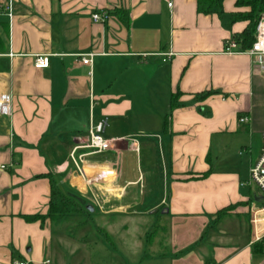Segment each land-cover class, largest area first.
Listing matches in <instances>:
<instances>
[{
    "label": "crops",
    "instance_id": "0c3cea01",
    "mask_svg": "<svg viewBox=\"0 0 264 264\" xmlns=\"http://www.w3.org/2000/svg\"><path fill=\"white\" fill-rule=\"evenodd\" d=\"M9 1L0 0V95L11 96L10 116L0 113V264H103L97 257L107 256L127 264L114 257L115 248L80 233L83 218L94 214L79 215L82 229L58 233L50 219L41 226L21 217L48 213L51 185L40 177L48 172L69 194L90 196L99 215L95 235L110 239L113 230L127 233L126 221L152 216L148 246L165 250L135 264H264L250 243L248 205L217 215L257 193L245 184L257 160L248 173L213 166L226 136L254 122L255 89L264 76L251 55L226 51L247 25L231 22L240 10L236 0H224L223 13L210 15L197 12L196 0H173L171 7L166 0H12V18ZM101 10L109 18L94 21ZM88 53L91 66L82 63ZM38 55L49 56L48 68L35 67ZM210 91L217 93L197 98ZM240 113L248 123H240ZM103 120L106 137L125 140L87 155L82 176L70 158L74 139ZM143 148L149 167L136 172L132 154ZM154 149L163 194L146 203L157 180ZM119 219L125 220L115 227Z\"/></svg>",
    "mask_w": 264,
    "mask_h": 264
},
{
    "label": "rangeland",
    "instance_id": "374dc122",
    "mask_svg": "<svg viewBox=\"0 0 264 264\" xmlns=\"http://www.w3.org/2000/svg\"><path fill=\"white\" fill-rule=\"evenodd\" d=\"M253 116H254L253 123L249 125H240L238 132L226 136L224 145L221 147V149L216 150L217 152L215 151L213 153L214 168L216 169L235 168L238 169L239 171H244L245 173H248L251 163L255 162L259 158L261 149L263 147V134H264V76H262L260 80V86L255 89ZM217 153H219V157L216 155ZM132 157L136 168V172H139V169L147 170V167H149L148 166L149 163L146 162L147 153L144 150V148L138 157L135 153L132 154ZM150 159L153 162L151 168L153 169V171H156L155 178L157 180L155 181L156 182L155 190L152 196L148 198L146 203L154 202L156 199H158L159 201L161 199V195L163 194V187H164L161 158L158 149L153 150V155L150 157ZM254 187L253 189H255L257 192L260 193V191H258V189ZM250 194L252 195V193H249V195ZM89 199L90 196L85 197V200L89 201L90 203ZM97 211L94 213V218L90 219L87 222L85 228L83 229L78 228V224L80 223V220L82 218H79V216H71L70 217L71 220L69 219V221H67L66 223L54 224L55 231H57L58 233V231H60L61 229L66 230L68 228H77L78 230L82 229L80 230L81 231L80 233L83 232L91 233L90 235L95 236L96 239L98 241H101V243L106 248L109 249L115 248L117 250L115 251L117 255H114V257L119 259V261H121V258L124 259L125 263L127 264H135L137 259L142 255L145 256L149 253L153 255L159 252H163L165 250L166 247L165 244H163V246H158L157 248L153 245L152 248L151 246H148V243L145 241L148 238L146 236V231H148L150 228V224L147 223V221H151L152 216L150 218H147L146 222L126 221L125 225L127 226V233L123 232L119 235V232L113 230V236L110 237L109 239L107 236L101 237L99 236V234L98 235L94 234V231L98 230L99 228L97 222L98 220L97 217H99V215ZM241 216L242 217L240 219L243 224L244 221L246 220L247 215L246 213H243ZM119 220L118 221L116 220V223L114 224L115 227L117 226L119 227L120 222H123L125 219H123V221L121 219ZM146 225L149 228H147ZM242 231L244 232L243 229ZM111 241L115 243L114 246L110 244ZM128 241L130 246H128L127 244ZM135 241L136 244L134 246L133 244ZM155 241L157 240L155 239ZM93 251L94 250H91V252ZM111 258H112L111 256L110 259L108 256L105 258L97 257L98 260L97 262L103 264H115V262H113Z\"/></svg>",
    "mask_w": 264,
    "mask_h": 264
},
{
    "label": "built area",
    "instance_id": "2783aa9c",
    "mask_svg": "<svg viewBox=\"0 0 264 264\" xmlns=\"http://www.w3.org/2000/svg\"><path fill=\"white\" fill-rule=\"evenodd\" d=\"M168 5H173V0H166ZM8 15L13 16V2L9 1L7 6ZM94 21L105 22L109 18V12L107 10H101L92 13ZM226 51L247 53L255 58L256 65L264 71V13L260 17L256 32L255 41L249 49L243 50L238 47L234 41H228L226 44ZM94 53H88L83 55L82 63L85 65H92V58ZM35 67L39 69H45L49 67V56L38 55L35 59ZM10 104L11 96L8 94L0 95V113L6 116H10ZM240 123H248L249 118L243 115L239 118ZM107 127V121L103 120L97 124L91 125L86 137L77 136L74 147L71 150L70 158L78 168L79 173L85 176L86 172L83 168L84 158L90 154H100L110 151L114 146L121 141H124L123 137H106L104 135ZM264 137V136H263ZM132 142H137L136 139L131 138ZM264 141V139H263ZM81 150H87V152L80 153ZM248 185H254L259 192L254 194L250 199L248 205V214L250 217L251 225V240L252 246L259 245L262 247L261 252L264 254V142L261 150V154L257 161L250 168ZM94 194V193H93ZM95 203L99 206L100 210H103V206L97 200V196L94 195ZM15 264H29L27 261H16Z\"/></svg>",
    "mask_w": 264,
    "mask_h": 264
},
{
    "label": "trees",
    "instance_id": "16d2710c",
    "mask_svg": "<svg viewBox=\"0 0 264 264\" xmlns=\"http://www.w3.org/2000/svg\"><path fill=\"white\" fill-rule=\"evenodd\" d=\"M197 2V12L204 15H210L213 13L221 14L223 13V2L224 0H196ZM236 7L240 10L232 14L231 22L246 21L247 25L243 32L233 34L231 40L234 41L240 49H249L255 41V32L258 21L262 14L264 13V0H236ZM115 14L124 13L123 11H114ZM217 93L216 91H210L206 93H201L197 95L198 99H205L210 95ZM178 93L173 95V106L177 105ZM243 116L242 113L239 117ZM210 162V158H207ZM211 165V162H210ZM209 172L201 175L202 177L207 176ZM40 177L48 178L51 185V198L50 206L47 214H21V217L27 222H41V226L47 219H50L52 223H64V221L71 220V216H79L86 214L87 216H93L94 212L87 209V205H90L86 200L82 201L78 194H69L66 190L60 187L59 180L51 172L40 175ZM81 199V200H80ZM249 205L250 200L247 202H239L233 205L226 206L217 212V215L226 214L240 205ZM92 205V204H91ZM95 209V208H94ZM82 224H87L89 220L83 218ZM93 219V218H90ZM80 224V223H79ZM159 228L157 227V231ZM159 233V232H157ZM153 234V233H152ZM146 242L152 243L154 238L147 236ZM255 250L261 251L262 247L259 245L254 246Z\"/></svg>",
    "mask_w": 264,
    "mask_h": 264
},
{
    "label": "water",
    "instance_id": "95a60500",
    "mask_svg": "<svg viewBox=\"0 0 264 264\" xmlns=\"http://www.w3.org/2000/svg\"><path fill=\"white\" fill-rule=\"evenodd\" d=\"M87 209H89L91 212H94L95 209H94V206L93 205H87Z\"/></svg>",
    "mask_w": 264,
    "mask_h": 264
}]
</instances>
